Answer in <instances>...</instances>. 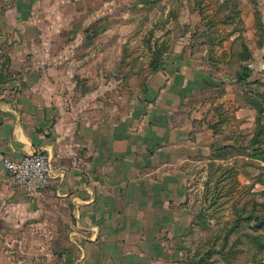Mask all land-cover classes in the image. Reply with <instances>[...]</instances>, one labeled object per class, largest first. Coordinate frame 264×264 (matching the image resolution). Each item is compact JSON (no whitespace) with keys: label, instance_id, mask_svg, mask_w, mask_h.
Wrapping results in <instances>:
<instances>
[{"label":"crops","instance_id":"obj_1","mask_svg":"<svg viewBox=\"0 0 264 264\" xmlns=\"http://www.w3.org/2000/svg\"><path fill=\"white\" fill-rule=\"evenodd\" d=\"M35 2L16 0L4 20L18 34L9 57L20 82L0 91V219L35 217L43 230H54L55 219L69 223L73 254L60 264H187L194 171L241 158L264 166L251 157L264 142L250 145L264 141V42L255 21L245 22L246 79L221 56L216 69L193 54L167 55L139 96L128 91L106 108L99 38L87 48L85 39L59 37V21L40 31ZM35 150L50 154L54 177L30 193L12 183L2 159Z\"/></svg>","mask_w":264,"mask_h":264},{"label":"rangeland","instance_id":"obj_2","mask_svg":"<svg viewBox=\"0 0 264 264\" xmlns=\"http://www.w3.org/2000/svg\"><path fill=\"white\" fill-rule=\"evenodd\" d=\"M15 5L16 0H0V74L5 68L11 79L1 83L0 76V91L7 83L15 88L20 82V72L7 68L18 34L4 23ZM34 5L39 8L34 17L41 23L40 31L59 21V37L85 39L87 48L99 38L105 88L101 99L106 108L123 100L119 97L128 91L130 98L139 96L149 64L160 51L163 66L167 55L170 59L193 54L220 69L221 60L214 58L221 56L234 74L242 47L250 41L244 35L245 22L260 19L264 25V0H36ZM230 12L244 16V21ZM257 37V44L264 42V28ZM112 86L115 92L109 91ZM223 164L210 168L201 164L192 174L190 200L200 221L185 262L194 257L202 264H264V166L250 158ZM53 222L54 230H43L37 229L41 223L35 217L25 222L16 214L1 218L0 264H60L72 255L70 224L62 219Z\"/></svg>","mask_w":264,"mask_h":264},{"label":"built area","instance_id":"obj_3","mask_svg":"<svg viewBox=\"0 0 264 264\" xmlns=\"http://www.w3.org/2000/svg\"><path fill=\"white\" fill-rule=\"evenodd\" d=\"M2 164L12 183L30 193L45 189L54 177L52 157L43 150H35L19 160L5 156Z\"/></svg>","mask_w":264,"mask_h":264},{"label":"trees","instance_id":"obj_4","mask_svg":"<svg viewBox=\"0 0 264 264\" xmlns=\"http://www.w3.org/2000/svg\"><path fill=\"white\" fill-rule=\"evenodd\" d=\"M228 1H224V6H223V8H226L228 5ZM227 5V6H226ZM230 13H232V14H230V15H233V16H236V17H238V18H240V15H238V13H233V12H230ZM258 14V13H257ZM239 21L240 22H242V20H241V18L239 19ZM255 26H256V28H257V30H258V32L259 33H261L262 32V29L264 28V25H263V23H261L260 22V19L259 20H256V22H255ZM235 33V31H233L231 34H230V36H232L233 34ZM236 41V40H235ZM262 43V42H261ZM242 52H241V54L239 55L240 57H239V63H240V66L241 65H243V66H241V73L240 74H237L238 75V77H239V79L240 80H243V79H246L247 77H249V75H250V70H249V68H248V66H244V62H247L250 58H251V56H252V54H251V52H250V50H249V48H248V46L247 45H244L243 47H242V50H241ZM163 52L164 51H160V52H158L153 58H152V62H150L151 64H149V67H150V70H149V74L150 73H152V72H154V71H158V70H160L162 67H163ZM235 55V54H234ZM9 61H10V65H11V59L9 58L8 59ZM9 65V67H7V68H10L11 66ZM2 72H1V74H0V76L3 78V80H1V83L3 82H9L11 79L10 78H8L7 79V77H6V71H7V69H5V68H3V70H1ZM7 74H8V72H7ZM148 74V75H149ZM9 75V74H8ZM8 77H10V76H8ZM257 109H258V112H259V114H262V113H264V108H261V107H257ZM260 118V117H259ZM258 120H260V119H258ZM263 129H264V127H263ZM263 140H253V141H251L250 142V145H252V146H255V145H259V146H261V144H263ZM236 151V149L235 148H233V152H235ZM230 153H232V150H231V152ZM233 154V153H232ZM248 154H250V152H248ZM252 156L251 157H255V158H258V159H261V160H263L264 161V150H262L261 148H257V149H255L254 150V153L253 154H251ZM220 157H225V156H220ZM237 212H238V210H237ZM199 215V214H198ZM198 215H196V217H195V220H194V222H193V232H194V228L198 225V222L200 221V218L198 219ZM203 215H201V216H199V217H202ZM252 237V236H251ZM217 246H214V248H216ZM191 257H193L192 255H190ZM192 260V262L191 263H189V264H202V263H200L199 261H196V260H194V257L191 259Z\"/></svg>","mask_w":264,"mask_h":264}]
</instances>
